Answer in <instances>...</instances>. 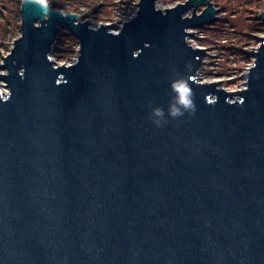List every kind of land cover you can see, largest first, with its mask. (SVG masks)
<instances>
[{
    "label": "water",
    "instance_id": "1",
    "mask_svg": "<svg viewBox=\"0 0 264 264\" xmlns=\"http://www.w3.org/2000/svg\"><path fill=\"white\" fill-rule=\"evenodd\" d=\"M137 6L112 32L21 0L0 65V264H264V37L229 91L200 80L189 40L217 21L210 0ZM61 27L69 65L51 57ZM173 71L197 110L158 128Z\"/></svg>",
    "mask_w": 264,
    "mask_h": 264
},
{
    "label": "rangeland",
    "instance_id": "2",
    "mask_svg": "<svg viewBox=\"0 0 264 264\" xmlns=\"http://www.w3.org/2000/svg\"><path fill=\"white\" fill-rule=\"evenodd\" d=\"M49 2L48 0H46ZM187 0H156V6L165 10ZM0 0V65L3 63L17 37L11 39L5 36L6 22L11 28L20 27V18L13 10V3ZM72 6L80 14L81 21H87L91 27L98 28L100 23L111 25L112 32H118L122 24L132 18L137 9L139 0H62ZM213 7L218 9L217 21L203 28L192 29L193 36L189 39L195 47L205 49L202 68L199 72L201 81L220 82V88L238 90L245 84L242 74L253 64V57L249 53L255 51L260 45V38L264 37V0H210ZM50 4V3H49ZM205 7L197 12L200 14ZM13 11V12H14ZM66 12V11H64ZM20 31V29H18ZM60 49L71 53L54 51L52 59L58 64L74 62L77 58L78 47L69 38H62ZM64 56L66 59H60ZM6 71L0 70V73ZM7 92V90H5Z\"/></svg>",
    "mask_w": 264,
    "mask_h": 264
},
{
    "label": "clouds",
    "instance_id": "3",
    "mask_svg": "<svg viewBox=\"0 0 264 264\" xmlns=\"http://www.w3.org/2000/svg\"><path fill=\"white\" fill-rule=\"evenodd\" d=\"M45 2L46 0H40L42 4ZM173 77L170 79L169 95L171 98L167 107V115L164 108L149 105L150 114L148 119L158 128L164 127L168 122V118L178 119L184 116L185 113L192 116L197 110L189 79L175 71H173Z\"/></svg>",
    "mask_w": 264,
    "mask_h": 264
},
{
    "label": "trees",
    "instance_id": "4",
    "mask_svg": "<svg viewBox=\"0 0 264 264\" xmlns=\"http://www.w3.org/2000/svg\"><path fill=\"white\" fill-rule=\"evenodd\" d=\"M48 1H49L50 5L54 9L80 14L78 12V10H76L72 6L66 4V2H62V0H48ZM6 3L7 4L13 3V10L10 11V13H16L14 11V9L16 7V10H17L16 16H18V18H20V21H19V23H20L21 22V0H7ZM11 25L12 24L9 23L8 20H7L6 28H5V36L4 37H9V38L13 39V38L17 37L20 34V31H18V29H20V27L17 26L16 28L13 29V28H11ZM62 38H65V39L69 38L70 40L75 42V44H74L75 48L79 46L77 39L72 34H70L69 31L66 28L61 27L59 35H58V39H57V41H56V43L54 45V48H53L54 51H58L59 53L64 52L66 54L71 53V51H68V49L66 51H63V50H61L59 48L60 47V42L61 41H62V43L65 42V40H62ZM59 58L60 59H66V57H64V56H59Z\"/></svg>",
    "mask_w": 264,
    "mask_h": 264
},
{
    "label": "built area",
    "instance_id": "5",
    "mask_svg": "<svg viewBox=\"0 0 264 264\" xmlns=\"http://www.w3.org/2000/svg\"><path fill=\"white\" fill-rule=\"evenodd\" d=\"M192 44V43H191ZM194 45V44H193ZM245 86H243L242 88H240V89H243ZM239 90V89H238Z\"/></svg>",
    "mask_w": 264,
    "mask_h": 264
}]
</instances>
